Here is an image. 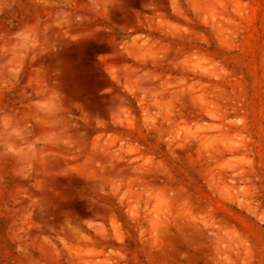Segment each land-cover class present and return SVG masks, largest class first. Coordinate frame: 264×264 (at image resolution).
Instances as JSON below:
<instances>
[{"label": "rangeland", "instance_id": "1", "mask_svg": "<svg viewBox=\"0 0 264 264\" xmlns=\"http://www.w3.org/2000/svg\"><path fill=\"white\" fill-rule=\"evenodd\" d=\"M0 264H264V0H0Z\"/></svg>", "mask_w": 264, "mask_h": 264}]
</instances>
